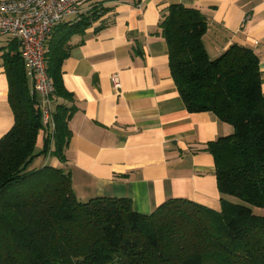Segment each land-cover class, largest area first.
Instances as JSON below:
<instances>
[{"label": "trees", "instance_id": "16d2710c", "mask_svg": "<svg viewBox=\"0 0 264 264\" xmlns=\"http://www.w3.org/2000/svg\"><path fill=\"white\" fill-rule=\"evenodd\" d=\"M103 11L94 6L57 30L60 22L46 40L52 98L70 97L61 71L70 35ZM207 27L197 7L179 3L169 4L159 22L186 109L211 112L233 128L203 148L214 158L220 211L181 198L166 200L150 214L135 211L127 198L81 201L68 171L48 162L28 169L41 155L63 159L71 110L55 107L52 141L47 133L38 149V133L46 127L20 52L2 55L14 122L0 137V264H264V214L253 210L264 208L259 58L237 42L210 57L203 42Z\"/></svg>", "mask_w": 264, "mask_h": 264}, {"label": "crops", "instance_id": "0c3cea01", "mask_svg": "<svg viewBox=\"0 0 264 264\" xmlns=\"http://www.w3.org/2000/svg\"><path fill=\"white\" fill-rule=\"evenodd\" d=\"M173 3L195 6L206 16L203 42L210 57L235 42L252 48L264 93V0H87L79 14L94 6L104 11L68 39L61 71L70 97H53L52 106L70 108L69 138L63 159L49 155L48 161L69 172L81 201L127 198L135 211L150 214L181 198L221 210L214 158L203 148L233 128L211 112H189L180 97L159 29ZM78 15L67 16L57 30ZM8 52H20L19 43L0 34V137L14 122L2 57ZM24 70L32 93L33 78ZM114 74L119 90L112 86ZM47 133L52 141V131L38 133V149Z\"/></svg>", "mask_w": 264, "mask_h": 264}, {"label": "built area", "instance_id": "2783aa9c", "mask_svg": "<svg viewBox=\"0 0 264 264\" xmlns=\"http://www.w3.org/2000/svg\"><path fill=\"white\" fill-rule=\"evenodd\" d=\"M87 0H0V34L18 41L26 71L33 78L35 95L42 122L54 129L52 96L54 85L45 61V42L55 27L67 16L78 15ZM112 86L121 84L116 74Z\"/></svg>", "mask_w": 264, "mask_h": 264}, {"label": "rangeland", "instance_id": "374dc122", "mask_svg": "<svg viewBox=\"0 0 264 264\" xmlns=\"http://www.w3.org/2000/svg\"><path fill=\"white\" fill-rule=\"evenodd\" d=\"M48 128L46 127V130L42 129L39 132V137H42L44 135V133L48 132ZM45 159L46 163L49 161L50 156L46 155L45 157L43 155L39 156L38 158H35L30 165L28 166V169H37L40 165V163L42 162V160ZM52 163V162H51ZM55 163H52V165H54ZM236 200V199H235ZM253 210L255 213L257 214H264V208H257V207H253Z\"/></svg>", "mask_w": 264, "mask_h": 264}]
</instances>
